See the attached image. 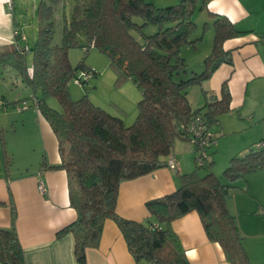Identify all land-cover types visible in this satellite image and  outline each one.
<instances>
[{"label": "trees", "instance_id": "1", "mask_svg": "<svg viewBox=\"0 0 264 264\" xmlns=\"http://www.w3.org/2000/svg\"><path fill=\"white\" fill-rule=\"evenodd\" d=\"M209 1L179 0L176 5L157 8L144 0H76L63 26L60 45L52 44V9L47 4L40 11V25L31 44L22 39L18 28L13 43L0 46V67H11L22 83L31 87V98L56 136L60 162L46 168L65 170L69 203L76 211V217L56 236H72L76 264H87L85 251L98 246L106 219L117 224L137 264H190L171 223L193 210L209 240L220 244L230 264H250L227 197L232 188L241 187L239 181L246 174L264 168V148L251 146L246 155L232 157L222 178L212 172L200 175L199 167L213 163V145L205 164L196 163L191 172L179 174L176 190L145 202L149 218L126 219L115 209L120 183L164 167L175 139H187L183 125L200 115L211 128L230 109L226 81L221 84L220 98L198 108H193L187 97L190 86L201 85L222 63H231L223 43L244 33L226 16L207 10L213 17V47L203 60V70L189 71L180 48L203 39H191L196 30L192 17L196 10H206ZM135 17L142 23H136ZM149 25L156 27L152 34L145 32ZM78 45L85 52L94 47L104 53L118 81L130 79L137 86L141 98L131 125L86 96L71 99L68 83L83 63L73 67L68 49ZM25 46L27 51L18 49ZM48 96L59 101L62 111L46 105ZM8 199L0 201L11 212L10 227H0V262L26 264L15 227V205Z\"/></svg>", "mask_w": 264, "mask_h": 264}, {"label": "crops", "instance_id": "2", "mask_svg": "<svg viewBox=\"0 0 264 264\" xmlns=\"http://www.w3.org/2000/svg\"><path fill=\"white\" fill-rule=\"evenodd\" d=\"M14 0L0 3V46L13 43V29L22 33L14 13ZM206 10L226 16L244 33L227 39L223 49L231 63H222L204 81L197 95L187 97L193 108L220 98L221 84L226 81L230 93L229 111L211 126L216 145L211 160L222 148L231 159L243 156L256 142L264 141V0H210ZM27 40V38H26ZM6 101L0 113V201L12 198L16 209L15 227L25 252L26 264H76L73 238L56 236L57 231L76 217L69 203L67 174L63 169H49L60 162L58 143L48 121L30 104L18 109L19 102ZM27 101V99H25ZM195 100V101H194ZM217 129H213V128ZM185 143L192 144L186 140ZM172 149L177 173L164 166L151 173L120 183L116 212L123 218L142 221L149 218L145 202L173 192L179 185L182 156L194 157L192 148L181 144ZM179 150V152H178ZM9 160V162H8ZM42 180L45 192L37 187ZM242 194L227 203L235 215L244 238L264 237V168L248 173L241 180ZM253 198V200H251ZM11 225L8 205H0V227ZM172 229L178 235L190 264H230L218 242L209 240L199 214L193 210L175 219ZM248 250H251L248 247ZM264 262V247L256 249ZM251 261L257 259L249 253ZM87 264H137L125 239L111 220L103 223L99 244L85 251ZM259 262V261H257ZM0 264H3L0 262Z\"/></svg>", "mask_w": 264, "mask_h": 264}, {"label": "rangeland", "instance_id": "3", "mask_svg": "<svg viewBox=\"0 0 264 264\" xmlns=\"http://www.w3.org/2000/svg\"><path fill=\"white\" fill-rule=\"evenodd\" d=\"M76 0H14V13L16 18L21 23L23 39L27 38V43L31 44L36 39L38 27L40 25V11L50 5L52 9V21H53V33L52 44L60 45L62 39V30L66 20L69 19L72 5ZM145 2L153 4L157 8H163L166 6L176 5L179 0H144ZM196 24V30L191 36V39L203 37L201 40H197L194 44H184L180 48V55L184 58L188 66L189 71L200 73L204 66L203 60L208 56L213 47L214 32L212 28L213 17H210L207 10H196L192 17ZM134 21L138 24L142 23V20L138 17L134 18ZM208 28H205L204 26ZM156 31L154 25H149L145 28L147 34H152ZM21 32V31H20ZM80 45L83 44V39L80 38ZM84 47L75 46L68 49V58L73 67H76L79 63H83L82 67L77 69V72L81 73L82 68L94 69L97 74L91 77L87 83L81 85L72 78L68 83V91L71 99L77 100L86 96L91 103L102 108L111 115L121 117L125 125H131L137 114V102L141 98L140 91L137 86L130 79L123 80L121 82L117 79L115 70L110 66L108 57L94 47H90L87 52L84 51ZM28 54V53H27ZM31 59L30 54L27 55V62ZM90 69V70H91ZM178 79V78H177ZM187 92L191 98L195 95L200 98L199 85H192L187 89ZM33 91L31 87H28L22 83L21 79L16 75L11 67H0V98L5 97L9 102L20 99H27L30 101ZM38 95V92H37ZM195 101V100H194ZM45 103L50 108L62 111L59 101L54 96H48L45 98ZM3 109H0V113ZM217 129V128H213ZM187 139L176 138L173 149H181V144H186L187 147L192 148L189 143H185ZM179 152V150H178ZM194 157L190 160L184 155L181 157L182 172L187 173L194 170L197 166L195 157L196 151L194 148ZM214 164L210 163L198 168V173L204 175L212 172L219 178L223 177L224 169L229 165V156L222 148L219 152L215 153ZM241 187L232 188L227 197V203L231 202L233 198H238L242 194ZM264 199V198H262ZM253 200V198L251 199ZM242 246L244 247L250 264H264L258 260L259 254L256 249L264 247V237H247L242 238ZM248 247L251 250H248ZM249 253H253V256L259 262L251 261Z\"/></svg>", "mask_w": 264, "mask_h": 264}, {"label": "built area", "instance_id": "4", "mask_svg": "<svg viewBox=\"0 0 264 264\" xmlns=\"http://www.w3.org/2000/svg\"><path fill=\"white\" fill-rule=\"evenodd\" d=\"M13 33L14 35L17 34L18 29L14 28ZM18 49L27 51L28 48L25 46ZM29 71H31V69H29ZM93 76V70L87 69L83 70L81 73L77 72L74 76V80L83 85ZM30 104L37 108V102L34 98L31 99ZM4 105L5 103L0 100V107ZM17 106L18 109H26L29 104L26 100H23ZM182 128L184 130V135L187 136V140L193 144L196 150V163L198 165L205 164L209 157L211 146L216 145L215 134L200 115L195 116L193 120L189 121L186 125H183ZM253 147L257 149L264 148V141L256 142L253 144ZM165 166L177 173L176 159L173 155H170ZM37 187L41 193L45 192V186L42 180H38Z\"/></svg>", "mask_w": 264, "mask_h": 264}, {"label": "clouds", "instance_id": "5", "mask_svg": "<svg viewBox=\"0 0 264 264\" xmlns=\"http://www.w3.org/2000/svg\"><path fill=\"white\" fill-rule=\"evenodd\" d=\"M3 2V0H0V3H2Z\"/></svg>", "mask_w": 264, "mask_h": 264}]
</instances>
